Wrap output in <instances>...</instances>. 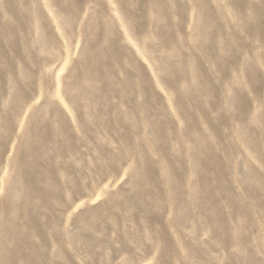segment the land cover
Masks as SVG:
<instances>
[{
    "label": "rangeland",
    "instance_id": "1",
    "mask_svg": "<svg viewBox=\"0 0 264 264\" xmlns=\"http://www.w3.org/2000/svg\"><path fill=\"white\" fill-rule=\"evenodd\" d=\"M0 264H264V0H0Z\"/></svg>",
    "mask_w": 264,
    "mask_h": 264
},
{
    "label": "bare ground",
    "instance_id": "2",
    "mask_svg": "<svg viewBox=\"0 0 264 264\" xmlns=\"http://www.w3.org/2000/svg\"><path fill=\"white\" fill-rule=\"evenodd\" d=\"M196 159H197V162L200 163V159H199V158H196ZM140 172H141V174H142V170H141ZM143 178L147 179V176L144 175ZM14 212L17 214L16 208H14Z\"/></svg>",
    "mask_w": 264,
    "mask_h": 264
}]
</instances>
